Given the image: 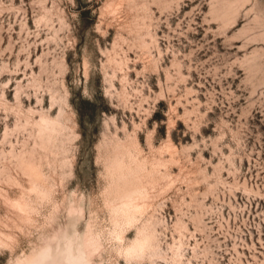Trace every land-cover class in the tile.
Masks as SVG:
<instances>
[{
    "label": "rangeland",
    "instance_id": "374dc122",
    "mask_svg": "<svg viewBox=\"0 0 264 264\" xmlns=\"http://www.w3.org/2000/svg\"><path fill=\"white\" fill-rule=\"evenodd\" d=\"M0 264H264V0H0Z\"/></svg>",
    "mask_w": 264,
    "mask_h": 264
}]
</instances>
